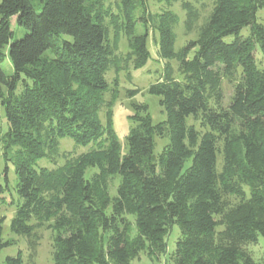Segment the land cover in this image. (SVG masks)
I'll return each instance as SVG.
<instances>
[{"label": "trees", "instance_id": "obj_1", "mask_svg": "<svg viewBox=\"0 0 264 264\" xmlns=\"http://www.w3.org/2000/svg\"><path fill=\"white\" fill-rule=\"evenodd\" d=\"M108 1H0V105L8 125L0 141L20 198L11 231L31 236L48 224L54 264H132L143 250L164 254L177 225L175 264H264L244 248L264 236V24L257 19L264 0H216L197 39L179 50L172 10L154 15L148 0ZM12 17L26 29L14 41ZM150 25L159 56L176 60L180 77L166 63L149 86L165 120L154 122L147 104H134L123 151L105 99L112 88L118 96L120 81L106 75L113 66L119 73L147 64ZM110 27L127 37L125 57L115 58ZM7 55L10 75L2 67ZM224 79L233 84L228 103ZM65 137L90 146L56 168L40 167ZM157 138H168L159 153ZM7 188L0 175V198ZM230 197L238 203L228 208ZM3 221L0 250L15 243L4 240ZM4 264L27 263L19 250Z\"/></svg>", "mask_w": 264, "mask_h": 264}, {"label": "rangeland", "instance_id": "obj_2", "mask_svg": "<svg viewBox=\"0 0 264 264\" xmlns=\"http://www.w3.org/2000/svg\"><path fill=\"white\" fill-rule=\"evenodd\" d=\"M1 1V0H0ZM115 0H109L107 3L115 5ZM216 0H148L150 12L152 14H160L164 10H172L179 16L178 22L174 25V31L177 35L176 50H179L182 46L187 44L190 40L197 39L201 27L207 21ZM114 7V6H113ZM39 9V7H37ZM114 10V9H113ZM259 22L264 24V10H259L257 14ZM149 48L152 52V57L147 64L139 69H134L133 64L130 66L129 71H121L117 73L115 66L107 73L108 80L112 83L116 77L119 78V93L115 97L114 89L108 91L105 95L106 102L109 107L114 111V127L123 147L127 143V135L130 127L133 125L130 116L134 114V104L145 103L149 107V113L151 114L154 122H160L166 119V114L163 111L159 103L157 95L149 92V86L155 83L163 75L164 66L166 63H170L173 70V75L180 77L178 73V62L171 60L170 62L163 59L158 54V48L156 45V38L158 34L154 33L152 25L149 26ZM11 29L14 33L12 41L22 38L26 34V29L17 23V18L12 17ZM138 33L144 31V26L139 24L137 26ZM248 28L243 29L242 33H248ZM111 42L114 44L115 58L125 57L129 51V42L124 33H117L113 27H110ZM11 41V42H12ZM9 45L6 46V50ZM258 60L262 59V52H257ZM2 67L6 74L13 73V65L10 58L5 56L2 62ZM223 90L225 93V101L229 102L233 93V84L227 79L223 80ZM134 91L135 94L129 95L128 91ZM105 110L101 111V119L105 122ZM190 124H196L199 127V121H195L193 118L189 119ZM8 129V125L5 118L4 108L0 105V137ZM168 142V138H157L155 152L162 151L164 145ZM90 145L83 146L77 145L70 137H65L60 140L59 151L53 153L41 160L38 165L41 167L56 168L63 164L66 159L75 157L88 150ZM223 157L220 156L219 168L222 169ZM7 168V170H6ZM92 171H87V177H90ZM7 174V180L5 177ZM0 175L1 183L8 186L3 198H0V218H4L3 221V238L8 240L10 238L15 240L10 246H6L0 250V264H4L7 256H14L19 250H22L23 258L27 264H54L53 261V239L54 232L45 224L35 230L31 236L17 235L10 229L11 221L15 216L16 208L20 202V198L16 193V173L15 165L12 161L6 162L3 156V146L0 141ZM120 178L114 177L110 181V193L116 194V186L119 183ZM238 203V199L234 197L228 198L227 206L231 208ZM136 234V228H133L132 235ZM180 229L175 225L168 236L167 251L159 256L150 255L148 250L141 251L140 255L133 259L132 264H175L172 255L176 249V242L180 237ZM244 248L253 256L256 262H261L264 256V236H260L257 242L244 245Z\"/></svg>", "mask_w": 264, "mask_h": 264}]
</instances>
